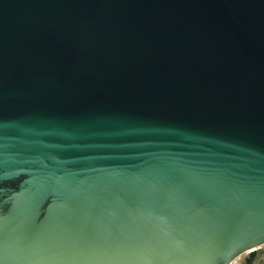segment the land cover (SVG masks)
<instances>
[{
  "label": "water",
  "instance_id": "95a60500",
  "mask_svg": "<svg viewBox=\"0 0 264 264\" xmlns=\"http://www.w3.org/2000/svg\"><path fill=\"white\" fill-rule=\"evenodd\" d=\"M263 245L264 0H0V264Z\"/></svg>",
  "mask_w": 264,
  "mask_h": 264
},
{
  "label": "flooded vegetation",
  "instance_id": "af4514ba",
  "mask_svg": "<svg viewBox=\"0 0 264 264\" xmlns=\"http://www.w3.org/2000/svg\"><path fill=\"white\" fill-rule=\"evenodd\" d=\"M262 253H263L262 247L257 251V253H252V254L250 252L243 253L233 263L247 264L251 262V264H264V257H262Z\"/></svg>",
  "mask_w": 264,
  "mask_h": 264
},
{
  "label": "rangeland",
  "instance_id": "374dc122",
  "mask_svg": "<svg viewBox=\"0 0 264 264\" xmlns=\"http://www.w3.org/2000/svg\"><path fill=\"white\" fill-rule=\"evenodd\" d=\"M262 250H263L262 257H264V245L262 246Z\"/></svg>",
  "mask_w": 264,
  "mask_h": 264
}]
</instances>
